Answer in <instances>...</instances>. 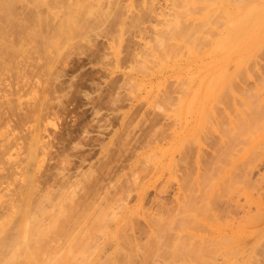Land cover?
Here are the masks:
<instances>
[{
  "label": "rangeland",
  "instance_id": "obj_1",
  "mask_svg": "<svg viewBox=\"0 0 264 264\" xmlns=\"http://www.w3.org/2000/svg\"><path fill=\"white\" fill-rule=\"evenodd\" d=\"M172 1L15 0L0 217L33 174L75 262L264 264V0Z\"/></svg>",
  "mask_w": 264,
  "mask_h": 264
},
{
  "label": "bare ground",
  "instance_id": "obj_2",
  "mask_svg": "<svg viewBox=\"0 0 264 264\" xmlns=\"http://www.w3.org/2000/svg\"><path fill=\"white\" fill-rule=\"evenodd\" d=\"M14 6L15 0H0V48L4 49L6 52H10V54L15 53V46L8 45L3 41V38L4 32L15 24ZM236 42L233 48L236 50L238 56L243 55V52L238 51L248 48L249 50L251 49L252 44L240 42V40H236ZM233 44H231V47ZM226 45L227 44H225V46ZM227 48L225 51H227ZM34 153L33 150L30 151V157L34 156ZM24 178L25 183L23 182L21 184L18 192L15 193L14 190L12 192L13 194H11V196L9 195L10 200L8 201L7 199L8 204L6 205L8 206L7 213L5 214L4 211L0 217V264H81L75 262L76 254L80 251V240L78 238V233L73 234V232L79 230V227L76 228L73 225L74 227L69 233L65 227V223L68 220L67 218H73L74 213L72 212L77 209L75 208L77 205L75 206L72 195L64 193L53 201L54 198L51 197L52 195L49 194L50 192L47 193V190H45L43 191L45 195L41 193V195L38 194L37 196L33 174H27ZM64 200L67 201V204H63ZM3 202L5 203V201ZM183 202H188L189 204V201L186 202L184 200ZM188 204L186 206H181V209L183 207L184 210L182 209L183 211H181V213L183 215L180 218H195L190 214L192 204ZM124 209H126V207ZM135 209L132 207L131 209H126L128 211L123 212L122 218H130V215L136 212ZM4 210H6L5 207ZM82 218H86V215H83ZM63 227H65V229H63ZM68 230H70V228ZM64 231H66L65 234H68H62L63 236L61 239L65 241L66 246L59 245L61 232ZM72 235H75V237ZM64 236L67 237L65 238ZM46 241L47 243H45Z\"/></svg>",
  "mask_w": 264,
  "mask_h": 264
}]
</instances>
